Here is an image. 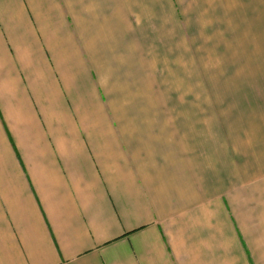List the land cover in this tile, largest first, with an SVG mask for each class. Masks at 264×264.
Segmentation results:
<instances>
[{"label":"crops","instance_id":"1","mask_svg":"<svg viewBox=\"0 0 264 264\" xmlns=\"http://www.w3.org/2000/svg\"><path fill=\"white\" fill-rule=\"evenodd\" d=\"M155 1L0 0V264H264V0H208L234 126L164 123Z\"/></svg>","mask_w":264,"mask_h":264},{"label":"rangeland","instance_id":"2","mask_svg":"<svg viewBox=\"0 0 264 264\" xmlns=\"http://www.w3.org/2000/svg\"><path fill=\"white\" fill-rule=\"evenodd\" d=\"M165 1L156 0L155 3L157 9L161 11L163 27L167 29L171 24V19ZM181 1L190 22L192 23V19L194 21L195 33L191 34L195 47L194 57L192 59L191 51L186 46L188 33L181 32L184 28L189 29L191 25L179 24L178 50L173 46L171 54L168 55L176 62L175 65L170 63V68L173 78L171 83L177 90L175 94L177 99L174 97L172 100L166 99L162 91H159L164 123L234 126L240 122L237 115L241 107L240 97L237 95L239 93L236 91L237 82L233 75L234 69H232L235 66L233 62L236 57L235 36L227 33L225 37L220 38L217 26L218 17H212L214 8L208 0ZM215 10V15H217V2ZM213 20L217 23L213 24ZM223 44L226 46L224 47L226 52H222ZM207 73L208 79L206 78ZM191 81L193 87H191Z\"/></svg>","mask_w":264,"mask_h":264}]
</instances>
